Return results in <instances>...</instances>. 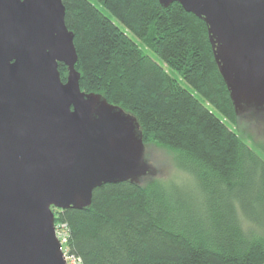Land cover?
I'll return each mask as SVG.
<instances>
[{
  "label": "trees",
  "instance_id": "16d2710c",
  "mask_svg": "<svg viewBox=\"0 0 264 264\" xmlns=\"http://www.w3.org/2000/svg\"><path fill=\"white\" fill-rule=\"evenodd\" d=\"M61 1L80 90L134 116L143 142L175 151L195 188L103 184L85 209L52 208L68 252L82 264H264V148L262 157L233 129L204 21L178 3L94 0L143 49L89 0Z\"/></svg>",
  "mask_w": 264,
  "mask_h": 264
},
{
  "label": "water",
  "instance_id": "95a60500",
  "mask_svg": "<svg viewBox=\"0 0 264 264\" xmlns=\"http://www.w3.org/2000/svg\"><path fill=\"white\" fill-rule=\"evenodd\" d=\"M157 1L204 21L235 113L264 108V0ZM64 18L61 0H0V264H66L52 208L154 172L136 118L80 90Z\"/></svg>",
  "mask_w": 264,
  "mask_h": 264
},
{
  "label": "rangeland",
  "instance_id": "374dc122",
  "mask_svg": "<svg viewBox=\"0 0 264 264\" xmlns=\"http://www.w3.org/2000/svg\"><path fill=\"white\" fill-rule=\"evenodd\" d=\"M92 4L96 5L102 13H104L110 20L119 27L122 31L126 32L124 27L119 24L106 10L101 8L94 0H89ZM127 33V32H126ZM127 35L136 43H138L143 49H145L139 42V40L131 34ZM147 54L152 57L158 64H160L169 74L179 80L180 84L189 89L190 88L182 80L179 79L178 75L173 71L168 70L164 63L157 58L152 52L147 51ZM59 71V70H58ZM60 74V73H59ZM67 72L65 74V79ZM61 78V77H60ZM65 82V80L63 81ZM215 112V111H214ZM216 113V112H215ZM218 117L220 115L216 113ZM236 124L233 129L240 137L242 141L250 145L255 151L263 157L262 148H264V108H256L252 105L241 102L239 104L236 114ZM143 153L144 161L154 171L152 174L142 176L139 180L140 184L145 186L153 182H159L162 185H168L170 183L183 184L186 189H195L193 182L186 172L181 171L176 162L177 153L166 147L156 145L152 142H143ZM56 209V208H55ZM53 210V209H52ZM53 212V211H52ZM63 224L61 222H54V228H59L63 231ZM66 230V228H65ZM64 242L61 243L65 247Z\"/></svg>",
  "mask_w": 264,
  "mask_h": 264
},
{
  "label": "built area",
  "instance_id": "2783aa9c",
  "mask_svg": "<svg viewBox=\"0 0 264 264\" xmlns=\"http://www.w3.org/2000/svg\"><path fill=\"white\" fill-rule=\"evenodd\" d=\"M63 225H64L63 226L64 232H62L61 229L55 227V234H56L58 241L60 242V245L62 242H64V244L67 243V236H68L67 235V226L65 224H63ZM65 228H66V230H65ZM61 251H62V254H63V257L65 259L66 264H82L81 259L79 257L74 256L68 252V249L66 248V244H65V247H63L61 245Z\"/></svg>",
  "mask_w": 264,
  "mask_h": 264
}]
</instances>
